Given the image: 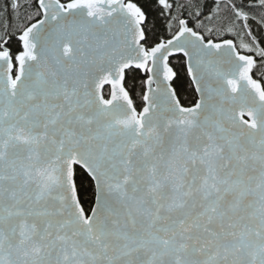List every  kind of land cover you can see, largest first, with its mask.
I'll return each mask as SVG.
<instances>
[{"label": "snow or ice", "instance_id": "6c2138e0", "mask_svg": "<svg viewBox=\"0 0 264 264\" xmlns=\"http://www.w3.org/2000/svg\"><path fill=\"white\" fill-rule=\"evenodd\" d=\"M0 264H264V0H8Z\"/></svg>", "mask_w": 264, "mask_h": 264}, {"label": "trees", "instance_id": "16d2710c", "mask_svg": "<svg viewBox=\"0 0 264 264\" xmlns=\"http://www.w3.org/2000/svg\"><path fill=\"white\" fill-rule=\"evenodd\" d=\"M6 3H8V0H0V9H2ZM172 63L174 65L179 64V59L178 58H173L172 59ZM130 83H132V82L130 81ZM138 83H139L138 81L135 82V84L137 85V87H136V91L137 92L139 91Z\"/></svg>", "mask_w": 264, "mask_h": 264}]
</instances>
